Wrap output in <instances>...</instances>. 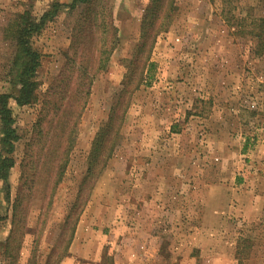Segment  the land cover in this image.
Listing matches in <instances>:
<instances>
[{
  "label": "rangeland",
  "instance_id": "374dc122",
  "mask_svg": "<svg viewBox=\"0 0 264 264\" xmlns=\"http://www.w3.org/2000/svg\"><path fill=\"white\" fill-rule=\"evenodd\" d=\"M70 1L0 0V95L17 94L6 25L20 12L40 19L53 3L62 5L32 38L42 55L44 93L71 53L81 9L71 10ZM99 1L114 51L94 78L52 205L27 202L28 216L6 256L20 165L41 108L9 101L18 138L8 180L0 179V264H264V53L256 54L250 33L264 17L262 0H175L174 19L150 58L148 84L132 93L118 146L81 215L64 226L92 141L132 70L151 3ZM3 135L0 129L1 152Z\"/></svg>",
  "mask_w": 264,
  "mask_h": 264
},
{
  "label": "trees",
  "instance_id": "16d2710c",
  "mask_svg": "<svg viewBox=\"0 0 264 264\" xmlns=\"http://www.w3.org/2000/svg\"><path fill=\"white\" fill-rule=\"evenodd\" d=\"M150 1L142 18L141 40L129 61L132 70L123 78L122 89L111 104L109 117L92 141L86 172L64 222L66 227L83 212L97 179L118 146V134L130 106L132 93L148 84L154 67L150 58L157 39L168 30L176 14L175 0ZM99 5V0H71L67 4L71 10L81 9L72 29L71 53L66 54L64 67L44 93L40 91L41 82L38 79L42 55L34 48L32 38L40 34L47 20L52 19L62 5L53 3L40 19L29 10L20 12L3 30L4 38L13 45L8 74L17 88V94L0 95V129L4 133L1 140L4 152L0 150V179L8 180L10 169L14 166V158L11 156L13 143L18 138L12 109L9 107L10 99L19 106H41L33 125L35 136L27 144L20 165L19 184L12 204V232L5 246L6 256H10L15 229L28 216L27 202L31 198H38L47 204V210L52 205L76 145L78 127L88 105L94 78L106 69L114 51V46H110L108 40L110 25ZM252 25L254 28L250 33L256 42V54H263L264 17L257 18ZM240 26L242 30L245 27L242 23ZM86 190L89 192L87 196L84 195ZM6 191L8 200H11L9 184H6ZM43 204L41 210L45 209Z\"/></svg>",
  "mask_w": 264,
  "mask_h": 264
}]
</instances>
